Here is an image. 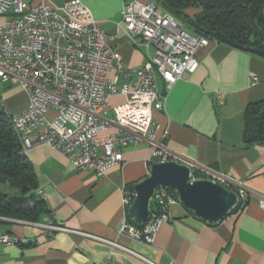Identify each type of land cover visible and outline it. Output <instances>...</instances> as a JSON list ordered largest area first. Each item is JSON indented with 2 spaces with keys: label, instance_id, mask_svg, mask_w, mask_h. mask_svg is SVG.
Here are the masks:
<instances>
[{
  "label": "crops",
  "instance_id": "crops-1",
  "mask_svg": "<svg viewBox=\"0 0 264 264\" xmlns=\"http://www.w3.org/2000/svg\"><path fill=\"white\" fill-rule=\"evenodd\" d=\"M49 1L60 5L65 0ZM126 1L83 0L101 27L114 36L122 63L138 68L147 60V49L118 25ZM197 57V70L184 72L171 87L157 75L158 90L166 101L154 117L168 128L166 143L174 153L227 174L232 180L227 187L237 194L241 181L245 201L238 199L217 222L202 219L181 201L173 203L170 219L160 225L154 241H142L119 231L126 222L137 226L132 204L124 206L123 196L150 173L148 142L124 147V162L104 176L76 168L64 153L40 143L27 156L38 172L37 190L49 211L43 220L50 217L73 231L117 240L156 264H264V209L259 202L264 197V142L245 140L246 108L264 99V57L216 39L199 46ZM111 75L118 83L124 81L116 70ZM11 84L0 95L9 114L28 104L27 92ZM218 93H224L223 103H218ZM24 221L29 220L0 215V233L22 239L18 244H0V264H100L108 256L112 264H150L99 238L63 230L51 234Z\"/></svg>",
  "mask_w": 264,
  "mask_h": 264
},
{
  "label": "built area",
  "instance_id": "built-area-1",
  "mask_svg": "<svg viewBox=\"0 0 264 264\" xmlns=\"http://www.w3.org/2000/svg\"><path fill=\"white\" fill-rule=\"evenodd\" d=\"M0 18V78L20 85L28 94V104L10 113L23 154L46 143L64 153L76 168L104 176L124 162V147L146 141L151 146L149 164L182 160L190 169V180L203 176L226 187L230 184L227 174L174 153L166 143L168 128L154 117L166 101L158 90L157 75L171 87L184 72L196 71L198 47L208 45L209 37L193 33L153 0H127L118 25L146 47L148 56L142 66L131 68L122 63L114 36L101 27L83 0H65L60 5L49 0H0ZM113 70L124 81L118 83ZM114 97L124 100L113 102ZM224 97L218 93V103ZM239 185L237 200L245 201L241 181ZM135 197L136 192L126 191L124 206H130ZM153 198L157 209L150 211L145 225L126 222L120 234L154 241L160 225L170 219V206L180 199L163 186L155 189ZM259 202L264 209V197ZM24 222L51 234L63 230L99 238L115 250L156 264L117 240L73 231L50 217ZM21 241L9 232L0 233V244ZM100 264H112L111 256Z\"/></svg>",
  "mask_w": 264,
  "mask_h": 264
},
{
  "label": "trees",
  "instance_id": "trees-1",
  "mask_svg": "<svg viewBox=\"0 0 264 264\" xmlns=\"http://www.w3.org/2000/svg\"><path fill=\"white\" fill-rule=\"evenodd\" d=\"M160 4L183 20L193 33L220 40L217 33L220 32L245 46L264 48V0H161ZM190 9L194 13L190 14ZM245 113L246 142H264V99L249 104ZM38 187V172L29 157L21 152L20 138L0 96V215L43 221L49 211ZM165 188L179 196L175 189ZM128 191L133 193L135 188ZM156 209L152 198L150 211ZM132 221L138 227L146 223L134 218Z\"/></svg>",
  "mask_w": 264,
  "mask_h": 264
},
{
  "label": "water",
  "instance_id": "water-1",
  "mask_svg": "<svg viewBox=\"0 0 264 264\" xmlns=\"http://www.w3.org/2000/svg\"><path fill=\"white\" fill-rule=\"evenodd\" d=\"M221 41L264 57V48L245 46L217 32ZM158 186L175 189L180 201L197 216L209 222L223 219L237 202V193L209 179L190 180V169L176 161L156 162L148 176L135 185L136 197L130 207L132 216L145 222L150 213V200Z\"/></svg>",
  "mask_w": 264,
  "mask_h": 264
},
{
  "label": "rangeland",
  "instance_id": "rangeland-1",
  "mask_svg": "<svg viewBox=\"0 0 264 264\" xmlns=\"http://www.w3.org/2000/svg\"><path fill=\"white\" fill-rule=\"evenodd\" d=\"M155 2H157L159 5L161 3V0H154ZM189 13L192 14L194 13V10L190 9L189 10ZM12 84L10 82H7V81H3L1 78H0V95H3L4 92L11 86Z\"/></svg>",
  "mask_w": 264,
  "mask_h": 264
}]
</instances>
